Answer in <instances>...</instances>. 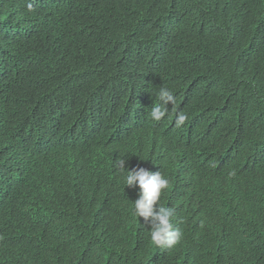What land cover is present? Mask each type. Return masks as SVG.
<instances>
[{"label": "trees", "instance_id": "obj_1", "mask_svg": "<svg viewBox=\"0 0 264 264\" xmlns=\"http://www.w3.org/2000/svg\"><path fill=\"white\" fill-rule=\"evenodd\" d=\"M0 264H264V0H0Z\"/></svg>", "mask_w": 264, "mask_h": 264}, {"label": "clouds", "instance_id": "obj_2", "mask_svg": "<svg viewBox=\"0 0 264 264\" xmlns=\"http://www.w3.org/2000/svg\"><path fill=\"white\" fill-rule=\"evenodd\" d=\"M156 95L159 103L153 104L147 115L150 120L159 122L168 115V105H175L176 97L173 90L164 86L159 88ZM186 120V114L178 112L176 127L182 126ZM126 162L127 158H120L116 164L124 172L123 183L130 188L138 186L137 199L132 201L133 214L136 218L142 217L147 225L150 244L162 249L175 247L183 238L182 231L172 222L175 209L160 203L162 193L169 187V180L160 170L152 172L144 167L129 170L125 167Z\"/></svg>", "mask_w": 264, "mask_h": 264}]
</instances>
